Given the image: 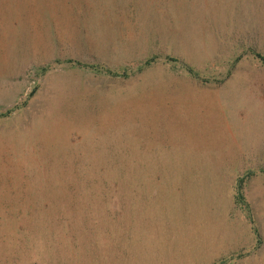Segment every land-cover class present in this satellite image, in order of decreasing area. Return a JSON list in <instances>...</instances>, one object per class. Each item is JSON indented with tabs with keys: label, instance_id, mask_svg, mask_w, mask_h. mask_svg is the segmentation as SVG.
I'll return each instance as SVG.
<instances>
[{
	"label": "rangeland",
	"instance_id": "374dc122",
	"mask_svg": "<svg viewBox=\"0 0 264 264\" xmlns=\"http://www.w3.org/2000/svg\"><path fill=\"white\" fill-rule=\"evenodd\" d=\"M119 4L0 0V264H264V0H170L184 56L115 65Z\"/></svg>",
	"mask_w": 264,
	"mask_h": 264
},
{
	"label": "crops",
	"instance_id": "0c3cea01",
	"mask_svg": "<svg viewBox=\"0 0 264 264\" xmlns=\"http://www.w3.org/2000/svg\"><path fill=\"white\" fill-rule=\"evenodd\" d=\"M168 1L170 0H167V1H164V0H128L129 4L127 6L126 5L121 6V4L117 5L114 8V10L116 11V14L119 16V19H120V23H118V27L108 20V21H102V24L96 28L95 48H97L98 50L97 56H100V55H103L104 57L110 56L112 57L110 61L113 64L115 65L122 64L120 61L116 63V60L113 59L116 57V49H119V46L117 45V41L118 40L122 41L123 46H124L127 40L130 41V40H134L135 38L138 39L139 37V39L141 38L140 40H142V43L138 44L136 46V49L135 48L133 49L135 50V52L132 54L126 52V51H132V50L125 51L126 52L125 55L127 57L123 63H127V62L133 63V62H136L137 60L141 61V60L152 58V57H158V58L159 57L164 58L167 56L183 57L184 54L183 55L180 53H172V54L168 53L167 54L162 50V49H165V44L161 42L163 38L162 36H168L172 28L174 29L175 26L172 25L173 20L176 22L184 20V17L179 16V15L177 16V13L173 14L169 12L168 14V12H165V15L163 14V10L165 6L168 5ZM171 1L174 3V2H177L178 0H171ZM142 2H145L146 6L141 5L140 3ZM147 2H150L151 4L148 5ZM137 8H140L142 10L144 9L143 11L144 20L139 19V16L136 12ZM151 8H156L158 12L160 13V15L156 13V15L154 14L151 16L150 15ZM151 21L156 22L158 24L154 26ZM164 23L167 25L168 30H169V26L171 28L165 34L160 33V29L163 27ZM150 32L156 35L153 37L152 35H149ZM175 32L179 33V31H175ZM178 33H174V34H178ZM143 41L146 42V44H144ZM148 42H152L153 45L151 46L150 44H148ZM159 44H160V49L158 47ZM87 46L89 45L87 44ZM148 51H151L153 53L156 52V53L152 55L151 57L148 54H145V52H148ZM160 51L162 52V54L158 55V52ZM128 57H132V58L129 59ZM146 65H151V63L149 62ZM130 81L131 80L119 81L113 84L115 86L122 88L123 90L122 94H124L123 97L125 96L124 98L127 99V100L122 101L120 108L117 112L118 116L122 117V118H119V120L138 119L141 115L144 116V117H141V119H150V118L156 119L157 116H154V114L149 109V106H150L149 99L145 97V94H144L143 101H141L137 99L136 91L135 92L124 91L125 88L123 87L127 85L128 82ZM129 93L133 94L131 98H128ZM152 102H155V101H152ZM156 102H159V101H156ZM138 104L140 105L139 112H138ZM122 107L124 108L121 109ZM158 107L159 106H157V108ZM123 115H128V116L125 117Z\"/></svg>",
	"mask_w": 264,
	"mask_h": 264
}]
</instances>
